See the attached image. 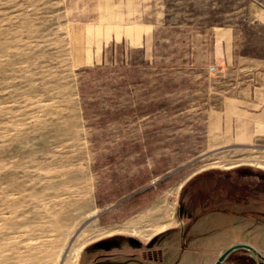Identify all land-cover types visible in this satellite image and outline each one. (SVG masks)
Returning <instances> with one entry per match:
<instances>
[{
	"label": "rangeland",
	"instance_id": "rangeland-1",
	"mask_svg": "<svg viewBox=\"0 0 264 264\" xmlns=\"http://www.w3.org/2000/svg\"><path fill=\"white\" fill-rule=\"evenodd\" d=\"M263 62L264 0H0V264H85L101 240L176 256L198 216L218 225L182 264L264 256V144L205 127ZM164 202L179 225L145 245Z\"/></svg>",
	"mask_w": 264,
	"mask_h": 264
},
{
	"label": "crops",
	"instance_id": "crops-1",
	"mask_svg": "<svg viewBox=\"0 0 264 264\" xmlns=\"http://www.w3.org/2000/svg\"><path fill=\"white\" fill-rule=\"evenodd\" d=\"M221 43L224 46L223 56L228 64L233 59L232 50H226L227 42L224 39L221 40ZM251 72L249 96L235 99L225 98L218 110H211L206 116L205 127L207 132L210 136L215 137L218 142L225 143V146L231 145V143L242 146L264 144V62ZM223 214L225 215L227 212L214 216L212 219L214 221L219 220ZM199 218L200 216L194 219L192 223H190L189 219L187 223H190L189 236L187 238L189 245L190 242H193L201 246L202 243L200 242L204 240L208 241L207 238L210 236L208 233L213 232L212 230L216 229L218 225L204 229L205 224H207L206 220L211 218ZM178 225L177 223L174 227ZM190 231L197 235L190 239ZM158 248H162V246ZM229 255L224 262L228 259Z\"/></svg>",
	"mask_w": 264,
	"mask_h": 264
},
{
	"label": "flooded vegetation",
	"instance_id": "flooded-vegetation-1",
	"mask_svg": "<svg viewBox=\"0 0 264 264\" xmlns=\"http://www.w3.org/2000/svg\"><path fill=\"white\" fill-rule=\"evenodd\" d=\"M177 227V226H176ZM173 227V228H176ZM173 228H169L173 229ZM190 229V223L189 224H182V227L179 231V240L178 245L176 248L177 255H178V249H180L183 252L187 249L186 247L189 245V240H182L187 234ZM166 230V231H169ZM163 233V232H162ZM157 236L152 237L148 242L145 243L147 245L148 243L154 244V239ZM109 243L108 240H101V241H95L94 242V251H93V257L91 260L85 264H182L183 257L180 258L177 255L176 256H166L164 257L162 255V248H158L159 246H155V250H150L149 252H144L141 254V256L136 257L135 254H111L108 253L109 246L107 244ZM140 243H144L141 241ZM136 245L140 246L139 243ZM150 247V246H149ZM148 248V247H147ZM176 254V253H175Z\"/></svg>",
	"mask_w": 264,
	"mask_h": 264
},
{
	"label": "bare ground",
	"instance_id": "bare-ground-1",
	"mask_svg": "<svg viewBox=\"0 0 264 264\" xmlns=\"http://www.w3.org/2000/svg\"><path fill=\"white\" fill-rule=\"evenodd\" d=\"M148 212L150 214H153V215L164 214L165 220L163 221V223L157 225L156 227L151 228L150 230L133 232V233H135L136 236L142 238L143 240L147 241L153 235L161 233V232L165 231L166 229H168L169 227H172L175 224V217H174V214L172 211V207L167 202L154 204L153 207ZM115 231H117V232H115ZM122 231H123V226L120 225L119 227H117L115 229H111L108 232L98 233L96 238H98L99 236L100 237L104 236V235L106 236L108 234L120 233ZM77 256H78V254H77Z\"/></svg>",
	"mask_w": 264,
	"mask_h": 264
},
{
	"label": "water",
	"instance_id": "water-1",
	"mask_svg": "<svg viewBox=\"0 0 264 264\" xmlns=\"http://www.w3.org/2000/svg\"><path fill=\"white\" fill-rule=\"evenodd\" d=\"M239 249H244V250L249 251L252 254V256L254 257L257 264H264V256H262L254 247H252L251 245L246 244V243H237V244L229 246L221 254H219V256L211 264H223L224 260L227 258V256L232 251L239 250ZM258 257H260L262 259L260 262L257 261Z\"/></svg>",
	"mask_w": 264,
	"mask_h": 264
},
{
	"label": "trees",
	"instance_id": "trees-1",
	"mask_svg": "<svg viewBox=\"0 0 264 264\" xmlns=\"http://www.w3.org/2000/svg\"><path fill=\"white\" fill-rule=\"evenodd\" d=\"M139 194H136L135 196H138Z\"/></svg>",
	"mask_w": 264,
	"mask_h": 264
}]
</instances>
